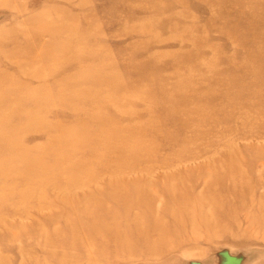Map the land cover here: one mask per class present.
<instances>
[{
	"label": "rangeland",
	"instance_id": "1",
	"mask_svg": "<svg viewBox=\"0 0 264 264\" xmlns=\"http://www.w3.org/2000/svg\"><path fill=\"white\" fill-rule=\"evenodd\" d=\"M0 264H264V0H0Z\"/></svg>",
	"mask_w": 264,
	"mask_h": 264
}]
</instances>
